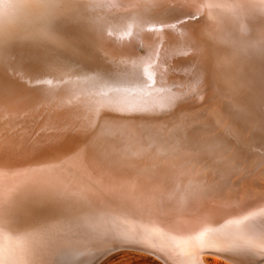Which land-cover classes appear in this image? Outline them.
Wrapping results in <instances>:
<instances>
[{"label":"bare ground","instance_id":"bare-ground-1","mask_svg":"<svg viewBox=\"0 0 264 264\" xmlns=\"http://www.w3.org/2000/svg\"><path fill=\"white\" fill-rule=\"evenodd\" d=\"M262 2L0 0V259L77 264L119 241L181 264L180 235L152 193L201 187L116 173L88 143L126 135L156 158L158 135L170 144L197 135L263 161L264 16L253 12ZM253 199H205L191 220L194 264L264 255V199Z\"/></svg>","mask_w":264,"mask_h":264},{"label":"rangeland","instance_id":"rangeland-1","mask_svg":"<svg viewBox=\"0 0 264 264\" xmlns=\"http://www.w3.org/2000/svg\"><path fill=\"white\" fill-rule=\"evenodd\" d=\"M262 1V3H264V0ZM260 6L261 7L253 8V10H255L253 12L254 14L264 16V13L260 12L261 9L264 11V4ZM262 26H264V23H262ZM204 123L213 133L216 132V125L214 123L211 121ZM236 127V133L239 137L248 138V134L244 133L242 125L237 124ZM222 130L227 133L229 129L227 126H224ZM255 131L256 128L252 127L249 129L248 133H253ZM213 133L210 134L212 135ZM133 138H127V136L124 135V139H119V141H100L97 143H95L96 141H90L88 147L93 146L94 148L100 147L103 149L108 156H103L101 160L110 163L116 173L131 171L134 175L143 178L151 184L164 181L166 183L173 182L174 185H179L181 181L188 180L198 185V187H201L189 190V188L194 186L189 185L184 189L167 188L163 191L157 193L154 191L152 193L158 201H162L160 205L161 213L170 220L171 224H173L180 235L179 258L181 264H194L193 258L190 256L191 252L194 250L197 251L198 247L191 220L199 210L201 204L206 203L207 200L205 199L207 197L226 194L233 195L238 199L251 198L252 200L253 196L255 197L253 199L255 201H262L264 199V160L261 162L253 159L244 161L241 158L244 148L236 146L231 141H201V138L197 137V135L194 136V141H188L185 135L182 136L180 141H175L170 144L171 140L165 141L163 139V134H161L157 136V139L160 138L159 146L155 144V147L161 149L162 152L155 158L154 156H150L151 154H149L148 151H139L141 145L139 141H133ZM148 143H150V141H147L144 146L148 145ZM153 146L154 144L152 148ZM150 148L151 145L148 149ZM258 182H260V184ZM252 183H256L254 184L255 186H253ZM250 187H252L251 190ZM258 189L260 192H257ZM242 192L244 195L240 194ZM240 195L243 196L240 197ZM261 195L263 196L261 197ZM256 196L258 200H256ZM64 233H66V231L59 232L58 235L55 238H51L50 241L65 240L67 236H65ZM29 238L33 239L32 237ZM206 260L208 264H227L211 257H206ZM0 264L13 263L3 261L1 258ZM98 264L164 263L140 251L120 250L108 255ZM262 264H264V262Z\"/></svg>","mask_w":264,"mask_h":264},{"label":"water","instance_id":"water-1","mask_svg":"<svg viewBox=\"0 0 264 264\" xmlns=\"http://www.w3.org/2000/svg\"><path fill=\"white\" fill-rule=\"evenodd\" d=\"M81 243L85 244V245L86 244L88 245V244H93L94 242H93L92 239H88L87 238V240H84ZM128 247H131V246H128L126 244L125 245L121 244L119 241L102 242V243H100L98 245L96 244V246L94 248H92L91 254L86 256L83 261H80L77 264H98L101 260H103L105 257H107L108 255H110V254H112L114 252H117V251H120V250H131ZM205 254L209 255V256L220 257L222 259H227V260L228 259H230V260L232 259L229 255H227L225 253L221 254L219 252L206 251ZM157 259L162 261L164 264H166V262H164L163 260H161L159 258H157ZM263 262H264V255H262L259 258H257L253 262V264H262Z\"/></svg>","mask_w":264,"mask_h":264},{"label":"snow or ice","instance_id":"snow-or-ice-1","mask_svg":"<svg viewBox=\"0 0 264 264\" xmlns=\"http://www.w3.org/2000/svg\"><path fill=\"white\" fill-rule=\"evenodd\" d=\"M161 22H163V21H161ZM261 44L264 45V36H262V38H261Z\"/></svg>","mask_w":264,"mask_h":264},{"label":"clouds","instance_id":"clouds-1","mask_svg":"<svg viewBox=\"0 0 264 264\" xmlns=\"http://www.w3.org/2000/svg\"><path fill=\"white\" fill-rule=\"evenodd\" d=\"M3 18H4V19H7V16L5 15Z\"/></svg>","mask_w":264,"mask_h":264}]
</instances>
